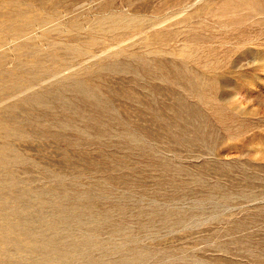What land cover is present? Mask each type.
<instances>
[{"label":"rangeland","instance_id":"374dc122","mask_svg":"<svg viewBox=\"0 0 264 264\" xmlns=\"http://www.w3.org/2000/svg\"><path fill=\"white\" fill-rule=\"evenodd\" d=\"M0 5V264H264V0Z\"/></svg>","mask_w":264,"mask_h":264},{"label":"bare ground","instance_id":"6f19581e","mask_svg":"<svg viewBox=\"0 0 264 264\" xmlns=\"http://www.w3.org/2000/svg\"><path fill=\"white\" fill-rule=\"evenodd\" d=\"M8 1V0H7ZM1 6V5H0ZM4 7V6H3ZM13 11V10H12ZM21 20V19H20ZM19 21V20H18ZM22 21V20H21ZM27 27H29V26H27ZM4 32V31H3ZM13 37V36H12ZM7 40V39H6ZM28 59V58H27ZM39 61V60H38ZM15 70V69H14ZM1 81V80H0ZM2 82V81H1ZM42 82V81H41ZM66 101V100H65ZM24 120V119H23ZM26 123V122H25ZM1 125H2V123H0ZM0 125V133H1V131H2V128H3V125L1 126ZM7 127H9V126H7ZM7 127H6V129H7ZM5 128V127H4ZM13 128V127H12ZM12 130V129H11ZM3 131H6L5 129L3 130ZM8 131V130H7ZM10 131V130H9ZM14 131V130H13ZM12 132V131H11ZM7 133V135L9 134V135H11L10 133H8V132H6ZM6 136V135H5ZM5 148H7L4 152H1L0 151V168H2V167H5V166H7L8 164H10L11 162H9L10 161V157H9V155H11L10 153H11V151H13L12 149V147H5ZM15 148V147H14ZM1 149V148H0ZM12 158V157H11ZM22 162V161H21ZM14 181V180H13ZM12 187V186H11ZM6 188V185H5V183H3L1 180H0V195L1 194H3L4 192H3V190ZM9 188V187H8ZM7 190V189H6ZM3 192V193H2ZM7 194V193H6ZM28 194V193H27ZM19 195V194H18ZM19 197V196H18ZM16 200V199H15ZM2 203V202H1ZM4 205V204H3ZM15 215V214H14ZM13 216V215H12ZM11 216V217H12ZM7 219V218H6ZM9 219V218H8ZM14 219H15V217H14ZM13 219V220H14ZM10 226V225H9ZM14 229L13 228H9V230L7 229V231H9V232H12ZM6 232V231H5ZM0 233L2 234V238H1V234H0V238H1V240H6L5 239V236H3V234H4V232H1L0 231ZM8 235H9V233H8ZM13 240V239H12ZM16 262V261H15ZM5 263V262H4ZM7 263V262H6Z\"/></svg>","mask_w":264,"mask_h":264}]
</instances>
